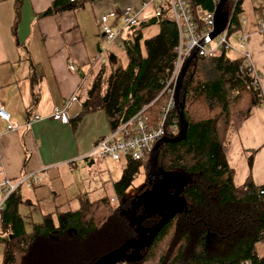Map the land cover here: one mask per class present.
I'll return each mask as SVG.
<instances>
[{
  "label": "trees",
  "instance_id": "trees-1",
  "mask_svg": "<svg viewBox=\"0 0 264 264\" xmlns=\"http://www.w3.org/2000/svg\"><path fill=\"white\" fill-rule=\"evenodd\" d=\"M85 1L53 0L41 14L78 9ZM215 1L186 0L197 25H201L198 11H213ZM241 1L231 5L224 0L221 7L225 12L232 8V36L247 34ZM263 14L260 12L254 22L255 33L264 34L257 31V21ZM149 23H155L158 31L140 43L139 29ZM124 27L132 29L121 45L125 63L121 65L117 59L106 62L109 71L102 78L106 64L99 61L79 112L69 120L71 126L83 113L97 109L103 111L109 129L141 108L147 127L157 121L168 97L161 88L175 57V24L163 4L157 16L139 22L137 19ZM225 53L220 50L208 57L194 55L188 62L176 105L173 102L168 110L162 134L176 135L169 128L175 124L178 131L179 112L185 123L183 137L162 142L155 149L154 160L159 170L183 179L178 194L184 199V209L169 217L134 258L113 264H238L245 259L251 264H264V257H256L253 251L254 242L264 237V183H253L247 172L243 181L234 185L233 170L225 161L228 134L236 131L251 107L263 105L264 98L259 86L252 84L255 77L251 70L241 67L242 57ZM147 156L122 158L120 175L112 184L114 199L104 195L80 199L73 209L43 213L28 228L16 208L18 187L17 193H10L1 202L0 233L4 239L0 264H89L135 237L131 216L140 212V206L132 209V204L144 197L153 182ZM250 161L248 157V167ZM139 167L143 180L131 200L121 206L127 211L125 215L118 204L125 198L124 190ZM113 200L118 204L113 205ZM157 218V214L147 216L140 224L148 227ZM207 235L226 239L225 247L215 253L207 252Z\"/></svg>",
  "mask_w": 264,
  "mask_h": 264
},
{
  "label": "crops",
  "instance_id": "crops-1",
  "mask_svg": "<svg viewBox=\"0 0 264 264\" xmlns=\"http://www.w3.org/2000/svg\"><path fill=\"white\" fill-rule=\"evenodd\" d=\"M147 1L86 0L78 9L41 14L53 0H0V106L17 123L9 130L0 120V178L15 180L39 173L35 185L19 186L16 208L26 228L43 213L65 211L68 200L79 194L74 191L78 172L84 169L80 166L92 167L102 159L81 156L109 130L103 111L83 113L74 126L69 120L80 110L99 59L104 65L112 59L125 63L121 45L132 29L117 20L112 25L115 39L104 41L99 16L131 6L138 22L144 21L152 16ZM259 6L255 3L251 8L254 22L262 12ZM247 19L243 28L250 70L264 98V38L253 31L254 24ZM157 31L155 23L143 25L139 42ZM54 109L64 111L65 122L51 117ZM69 159H76L71 169L65 163ZM225 161L233 170L234 185L240 184L247 172L253 183H264V104L251 107L227 138ZM253 251L256 257H264V237L254 242Z\"/></svg>",
  "mask_w": 264,
  "mask_h": 264
},
{
  "label": "built area",
  "instance_id": "built-area-1",
  "mask_svg": "<svg viewBox=\"0 0 264 264\" xmlns=\"http://www.w3.org/2000/svg\"><path fill=\"white\" fill-rule=\"evenodd\" d=\"M217 1V0H216ZM214 2V6L216 4ZM233 5L237 0H229ZM152 5V16H157L160 12V6L165 5L168 9V14L172 18L176 31L177 40L174 47L175 57L172 61V67L168 72L161 91H166L168 97L164 102L163 108L159 112L157 121L150 127L146 126L145 117H143L139 109L125 120L121 121L112 129L100 137H98L90 149L81 156V158H104L117 161L123 157L138 159L149 153V150L155 140L163 134V124L166 121L168 110L173 104L172 88L179 67L184 58L195 48L194 55L208 57L215 55L220 50L233 51L242 57V65L246 69H251L250 52L246 46V34L240 32L233 38L231 23L232 8L226 11V19L222 29L212 38L206 39V36L212 29L213 11H198L196 14L201 21V25H197L193 18L186 0H148ZM143 2L142 5H145ZM120 20L121 25H132L136 23L138 17L131 6H124L116 11H109L106 14L99 16V29L104 41H112L115 39L116 30L112 29V25L116 20ZM241 21L243 19L241 18ZM201 27V28H200ZM257 31H264V14L257 21ZM203 42L199 44L200 41ZM102 58L99 59L101 61ZM68 67L73 69V65ZM257 84L253 78L252 84ZM53 119L66 121V115L63 110H53L51 113ZM0 120L4 123V129L12 130L16 128L17 123L9 118L8 113L0 106ZM169 132L177 133L175 124H171ZM76 159H69L65 163L68 169L75 166ZM1 173V170H0ZM40 179L39 173L32 172L22 175L21 177L10 180L2 176L0 178V208L2 200L10 193H17L20 185L30 186L35 185ZM238 264H251L249 260H242Z\"/></svg>",
  "mask_w": 264,
  "mask_h": 264
},
{
  "label": "water",
  "instance_id": "water-1",
  "mask_svg": "<svg viewBox=\"0 0 264 264\" xmlns=\"http://www.w3.org/2000/svg\"><path fill=\"white\" fill-rule=\"evenodd\" d=\"M224 0H217L212 16V29L206 36V39H210L215 36L223 27L226 12L221 11V7ZM203 42L200 41L199 44ZM195 48L184 58L178 74L175 79L173 88V102L176 105L177 92L181 83V78L188 62L194 57ZM178 131L173 137L161 136L155 140L149 150L147 156L148 169L152 173L153 182L144 197L138 198L133 206H140V212L132 214L131 219L135 226L136 235L133 238L127 239L114 249L97 256L89 264H113L117 261H127L134 258L137 252L147 244L159 227L172 215L178 213L184 209V199L178 194L179 188L183 184V179L176 174H169L162 172L155 164L154 153L156 147L165 141H176L181 139L184 134L185 123L182 116L178 112L177 116ZM157 214L158 218L156 221L148 226H141L140 222L143 218Z\"/></svg>",
  "mask_w": 264,
  "mask_h": 264
},
{
  "label": "rangeland",
  "instance_id": "rangeland-1",
  "mask_svg": "<svg viewBox=\"0 0 264 264\" xmlns=\"http://www.w3.org/2000/svg\"><path fill=\"white\" fill-rule=\"evenodd\" d=\"M257 5H260V9L264 12V0H242L241 1V13L246 17L247 21L250 20L252 24H254L253 16L254 14L251 13V8ZM255 18H257L255 16ZM260 37H264V34H257ZM227 55L232 56L234 54L233 51H226ZM109 66L105 65L104 74L102 78L108 73ZM233 132L228 134V137L232 135ZM83 167L84 169L78 172V178L75 180L76 182V190L74 191L75 195L68 201H71L64 209H73L78 206L80 199L91 200L101 195L107 196L109 198L114 199V194L112 191V184L118 179L120 175L121 168L123 167V163L121 160H110L108 158H102L101 161H95L92 167ZM77 175V174H76ZM143 180V172L141 167L136 169L130 179L129 185L125 188L124 194L125 198H123L122 203L120 205L118 203L119 208L123 204H127L131 199V196L135 194L136 187L140 186ZM78 197V198H77ZM116 200H113L111 203L116 205ZM122 209V208H121ZM121 213L127 215V211L122 209ZM127 209V208H126ZM0 245L3 241L4 237L3 234L0 233ZM207 252L215 253L217 251L222 250L227 240L223 238H214L211 235H207Z\"/></svg>",
  "mask_w": 264,
  "mask_h": 264
},
{
  "label": "bare ground",
  "instance_id": "bare-ground-1",
  "mask_svg": "<svg viewBox=\"0 0 264 264\" xmlns=\"http://www.w3.org/2000/svg\"><path fill=\"white\" fill-rule=\"evenodd\" d=\"M182 64V63H181ZM181 66V65H180ZM180 68V67H179ZM179 71V70H178ZM178 74V73H177ZM177 76V75H176ZM176 79V77H175ZM174 84H175V80H174ZM174 84H173V88H174ZM173 88H172V95H173ZM161 92V91H160Z\"/></svg>",
  "mask_w": 264,
  "mask_h": 264
}]
</instances>
